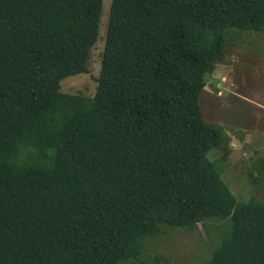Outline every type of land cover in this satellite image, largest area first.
Segmentation results:
<instances>
[{"label": "trees", "instance_id": "obj_1", "mask_svg": "<svg viewBox=\"0 0 264 264\" xmlns=\"http://www.w3.org/2000/svg\"><path fill=\"white\" fill-rule=\"evenodd\" d=\"M102 15L0 0V264H140L151 238L227 219L204 264H264V202L224 181L231 138L200 105L228 33H264V0H112L95 96L62 92Z\"/></svg>", "mask_w": 264, "mask_h": 264}, {"label": "rangeland", "instance_id": "obj_2", "mask_svg": "<svg viewBox=\"0 0 264 264\" xmlns=\"http://www.w3.org/2000/svg\"><path fill=\"white\" fill-rule=\"evenodd\" d=\"M111 5L112 0H103L100 37L91 51L89 73L65 79L62 92L95 96ZM227 41L225 60L208 78L200 105L204 119L223 126L231 138L224 181L240 201L264 202V33L232 31ZM222 156L212 150L208 159ZM229 221H206L196 232L169 230L151 238L140 264H204L227 236Z\"/></svg>", "mask_w": 264, "mask_h": 264}]
</instances>
